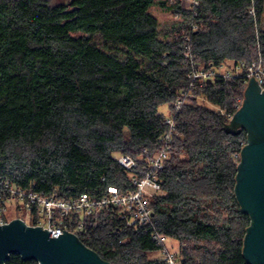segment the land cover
I'll return each instance as SVG.
<instances>
[{
  "label": "trees",
  "instance_id": "trees-1",
  "mask_svg": "<svg viewBox=\"0 0 264 264\" xmlns=\"http://www.w3.org/2000/svg\"><path fill=\"white\" fill-rule=\"evenodd\" d=\"M195 1L0 0V183L64 199L124 194L134 179L115 154L148 170L170 133L160 108L170 116L181 102L151 225L128 227L113 212L79 237L110 264H165L149 257L166 249L156 236L196 243L199 256L178 255L181 264H249L252 220L235 194L247 134L225 127L248 86L237 72L264 67V0ZM156 5L177 18L165 30ZM194 66L229 77L186 97Z\"/></svg>",
  "mask_w": 264,
  "mask_h": 264
},
{
  "label": "built area",
  "instance_id": "built-area-1",
  "mask_svg": "<svg viewBox=\"0 0 264 264\" xmlns=\"http://www.w3.org/2000/svg\"><path fill=\"white\" fill-rule=\"evenodd\" d=\"M181 4L186 8H192L198 6L199 3L195 0H182ZM193 61L194 58L191 57V63L195 65ZM214 75L229 77L226 73H209L194 66L189 76L190 88L185 96L192 95L191 90L197 82L202 84L211 80ZM236 76L243 79L246 84L254 78L264 89V67L261 60L251 64L244 74L237 72ZM180 109L181 102H178L175 104L174 113H178ZM175 114L167 116L166 124L170 128V133L166 135L164 146L151 161L148 170L138 171L137 162L130 157L120 156L117 158L118 163L133 176L134 188L132 190L122 194L118 187L109 186L98 196L82 193L78 197L64 199L59 197L57 192L41 195L33 190L19 188L5 182L0 183V226L20 219L29 227H42L43 230H48L51 238L64 234L63 231L79 238L88 236L90 232L89 220L113 212H117V217L128 227L140 230L151 225L153 214L151 201L162 192L158 174L163 170L164 163L168 158L172 132L176 131ZM10 210L17 213L26 212L30 222L20 217L9 220L6 214ZM156 237L159 243L166 247L163 252V262L165 264H181L178 255L168 251L165 244L166 239Z\"/></svg>",
  "mask_w": 264,
  "mask_h": 264
},
{
  "label": "water",
  "instance_id": "water-1",
  "mask_svg": "<svg viewBox=\"0 0 264 264\" xmlns=\"http://www.w3.org/2000/svg\"><path fill=\"white\" fill-rule=\"evenodd\" d=\"M242 107L226 125L228 134H247L238 166L236 198L251 217L243 254L249 264H264V89L252 78ZM50 237L42 227H29L20 219L0 226V264L17 255L36 264H110L66 231Z\"/></svg>",
  "mask_w": 264,
  "mask_h": 264
},
{
  "label": "rangeland",
  "instance_id": "rangeland-1",
  "mask_svg": "<svg viewBox=\"0 0 264 264\" xmlns=\"http://www.w3.org/2000/svg\"><path fill=\"white\" fill-rule=\"evenodd\" d=\"M69 0H50V3L52 5H59V4H62V3H66L68 2ZM150 12L158 19L159 21V24H160V28L161 30H165L166 28H169L175 21H176V17L172 16V14L170 13H167L165 10L161 9L160 6H154ZM262 28L264 29V18H263V21H262ZM97 41L99 42V37L96 38ZM225 71V70H223ZM245 94V92H244ZM200 103L202 105H206L207 107H210V108H214L212 105H210L209 103H206V100H200ZM169 106L168 105H164L160 108V112L166 116H169L170 114V111H169ZM120 156L118 154H115V158H119ZM6 217L9 219V220H13L15 218H24L25 220H27L28 222L29 221V218H28V214H26V212L24 213H17L15 212L14 210H10L7 214H6ZM167 248H168V251L170 253H173V254H177L179 256L182 257V255L184 256L185 254H191L195 257L199 256V252L197 251V249H195L196 247V243L195 242H188V243H179V242H176L172 239H167L166 242H165ZM204 243H198L199 246H202ZM204 246H206V244H204ZM210 246V245H209ZM150 258L152 259H158V260H161L163 261V253H157V254H151L149 255Z\"/></svg>",
  "mask_w": 264,
  "mask_h": 264
}]
</instances>
